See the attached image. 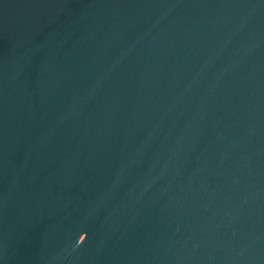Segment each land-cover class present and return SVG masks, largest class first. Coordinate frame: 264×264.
<instances>
[{"label":"water","instance_id":"95a60500","mask_svg":"<svg viewBox=\"0 0 264 264\" xmlns=\"http://www.w3.org/2000/svg\"><path fill=\"white\" fill-rule=\"evenodd\" d=\"M0 264H264V0H0Z\"/></svg>","mask_w":264,"mask_h":264}]
</instances>
